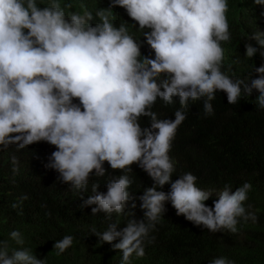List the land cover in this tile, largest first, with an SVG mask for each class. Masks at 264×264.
<instances>
[{"label":"clouds","instance_id":"clouds-1","mask_svg":"<svg viewBox=\"0 0 264 264\" xmlns=\"http://www.w3.org/2000/svg\"><path fill=\"white\" fill-rule=\"evenodd\" d=\"M254 2L264 27V0ZM111 5L125 9L139 25L154 58L142 56L143 42L126 25L115 26L110 11L101 9L93 17L60 0L48 5L46 0H0V151L16 145L26 155L31 148H49L47 166L81 192L87 190L90 174L105 175L107 162L124 174L107 183L106 193L97 192L94 184V194L81 207L96 205L92 214L102 212L109 220L113 213L124 214L131 199V166L144 170L154 181L139 197L144 219H129L119 231L118 221L103 232L91 229L101 242L120 250L121 264H129L133 254L144 257L145 240L168 201L178 216L212 233L235 234L241 220L255 223L256 214L247 210L251 205L245 207L250 183L235 191L225 185L210 207L206 201L213 192L199 188L194 174L172 180L170 152L190 100L203 99L210 116L218 91L227 95L228 104H236L255 89L257 107L264 109V57L261 67L252 68L257 78L239 79L222 71V42L231 39L228 0H111ZM251 38L264 46V33ZM245 48L247 58L257 52L251 44ZM178 103L174 120L158 118V112L171 113ZM142 117L150 118V127L141 126ZM167 184L170 191L158 190ZM27 199L20 197L12 208H21ZM9 239L18 247L0 240V264H45L24 247L20 231H11ZM73 241L72 235L57 240L56 254ZM211 264L234 262L221 256Z\"/></svg>","mask_w":264,"mask_h":264},{"label":"trees","instance_id":"trees-1","mask_svg":"<svg viewBox=\"0 0 264 264\" xmlns=\"http://www.w3.org/2000/svg\"><path fill=\"white\" fill-rule=\"evenodd\" d=\"M46 1L48 5L50 0ZM60 2L71 4L76 11L85 9L93 17L101 9L110 11L115 26L126 25L129 33L143 42L142 56L154 58L139 25L125 9L112 7L111 0ZM228 7L231 39L222 42L225 49L222 71L239 79L249 75L257 78L260 75L254 74L252 68L261 67L264 46L251 37L258 31L264 33L259 5L254 0H228ZM246 44L257 48L252 58L245 56ZM218 93L211 101L214 114L210 116L204 113L203 99L189 101L186 119L178 127L170 152L175 162L172 180L186 172L194 174L199 188L213 192L206 201L210 207L225 185H230L235 191L248 182L252 188L245 207L251 205L247 210L256 214L257 221L241 220L235 234L227 230L212 233L203 226L194 225L183 215L178 216L168 201L165 203L166 211L145 240L144 257L133 254L129 264H211L214 258L221 256L234 264H264V109L257 107L259 92L255 89L250 96L242 95L236 104H228L227 95ZM174 100L179 102L178 97ZM179 107L178 103L168 114L158 112V118L174 120V112ZM140 123L142 127H150V118L142 117ZM23 150L10 145L0 151V240H8L11 248L18 247L9 239V234L14 230L20 231L25 238L24 247L45 260V264H121L120 250L101 242L91 229L95 227L98 232H103L109 223L118 221L119 231L127 226L129 219L143 220L144 210L140 207L139 197L154 184L149 175L137 164L131 166L132 171L127 173L132 181L127 189L131 199L124 214L113 213L109 220L102 212L92 214L96 205H81L94 194V184L99 185L97 192L106 193L107 183L124 173L112 170L105 162V175L90 174L87 190L81 192L62 182L59 173L47 166L52 150L31 148L26 155ZM13 157L16 158L15 164ZM158 190L168 192L170 184ZM24 195L28 199L23 201L21 208H12L11 205ZM133 203L136 205L134 208ZM65 235L74 237L73 245L57 255L54 244ZM153 237L154 241L149 242Z\"/></svg>","mask_w":264,"mask_h":264}]
</instances>
